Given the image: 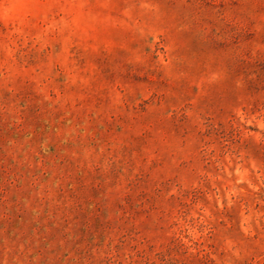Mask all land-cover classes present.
I'll return each instance as SVG.
<instances>
[{
	"label": "rangeland",
	"instance_id": "obj_1",
	"mask_svg": "<svg viewBox=\"0 0 264 264\" xmlns=\"http://www.w3.org/2000/svg\"><path fill=\"white\" fill-rule=\"evenodd\" d=\"M0 264H264V0H0Z\"/></svg>",
	"mask_w": 264,
	"mask_h": 264
}]
</instances>
